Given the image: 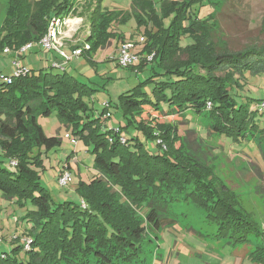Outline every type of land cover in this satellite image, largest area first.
I'll return each mask as SVG.
<instances>
[{"label": "trees", "instance_id": "16d2710c", "mask_svg": "<svg viewBox=\"0 0 264 264\" xmlns=\"http://www.w3.org/2000/svg\"><path fill=\"white\" fill-rule=\"evenodd\" d=\"M102 1L8 0L0 55L6 47L15 51L38 44L52 18L72 13L85 16L91 26L85 43L75 47L82 50L80 55L90 57L110 40H125L113 27L133 18L144 29L140 52L153 56L128 67L142 72L151 65L144 81L120 93L102 112L90 105L96 91L92 83L65 69L27 68L9 75L10 83L0 79V192L26 209L21 221L28 225L20 235L6 237L0 264H135L142 260L148 226L158 230L160 218L180 201L202 209L217 226L215 236L228 243H245L252 234L264 239L237 197L186 148L178 127L192 109L205 115L212 134L235 142L256 136V146L264 151V109H253V100L241 91L246 73L264 74V43L227 49L218 30H207L212 12L199 18L200 8H211L204 4L207 0H133L130 13L102 10ZM148 85L152 96L144 91ZM111 106L122 113L123 124L105 123ZM53 112L71 130L72 139L92 147L96 173L87 182L79 180L78 203L54 201L40 182L43 154L60 146L61 139L46 136L37 118ZM71 159L63 163L67 169ZM248 258L264 264V241Z\"/></svg>", "mask_w": 264, "mask_h": 264}, {"label": "rangeland", "instance_id": "374dc122", "mask_svg": "<svg viewBox=\"0 0 264 264\" xmlns=\"http://www.w3.org/2000/svg\"><path fill=\"white\" fill-rule=\"evenodd\" d=\"M159 1L155 0V2ZM7 3L8 0H0V29L6 17ZM205 3H209L211 8H200L199 18L202 19L212 12L213 24L207 30H218L219 42L227 49L239 51L264 43V0H207ZM132 4L133 0H103L100 8L131 12ZM54 19L75 21L68 24V27L60 26L61 49L64 45L75 48L85 43L91 28L85 16L80 17L71 13L64 18ZM70 25H75V28L70 29ZM114 26L113 29L118 28L124 34L125 40H110L105 48L96 50L90 57L80 55L68 62L69 74L73 73L79 80L91 82L96 89L92 94L93 102L90 105L98 112H102L103 107L108 103H115L120 93L135 88L144 81L151 69V65H147L142 72H136L128 68L133 65L123 68L118 64L117 60L121 56L118 46L124 41L136 43L134 49H137L138 57L144 58L145 55L140 52L142 42H139L144 29H138L133 18ZM182 42L190 44L191 38H183ZM84 47L89 48L86 44ZM39 56L43 59L42 55ZM152 56L153 54L145 56V60H152ZM14 57L15 54L0 55L1 76L14 72L15 68L12 65ZM35 57L36 54L22 53L18 57V62L25 68L40 70L38 64L32 63ZM242 82L244 84L241 83L243 85L241 91L244 97L253 100L251 101L253 109L260 108L256 106V102L261 100V104L264 99V74L246 73ZM144 91L152 96L151 85L145 87ZM235 98L240 102L239 95ZM163 109H166L164 105ZM108 112L111 115L105 123L108 121L109 126H117L125 122L122 113L114 107H109ZM172 119L169 117L167 120ZM37 123L46 136H56L61 139L60 146L52 148L46 155L43 154V169L38 170L41 184L49 190L52 199L56 202H80L76 191L79 180L87 182L96 173L93 168L92 147H85L72 139L71 130L66 129L55 112L49 116H39ZM178 123L179 135L184 137L186 148L188 147L212 169L215 178L237 197L241 207L253 217L264 232V151L256 146L255 141H258L256 136L254 139L251 138L254 141L235 142L225 136L212 134L209 130V120L204 114H197L192 109L185 112ZM65 134H68V138L64 137ZM143 141H145L144 137ZM70 155L73 158L69 160L71 180L66 187H61L56 178ZM4 165L8 167V163L5 162ZM25 210L19 208L13 199L3 197L0 192L1 252L7 251L8 235L11 237L15 232L20 235L28 226L26 222L21 221V215ZM205 215L202 209L190 202L175 203L171 213L160 218L158 230L154 231L148 226L147 237L140 254L142 260L135 264H258L252 262L248 254L251 249L264 241L261 235L252 234L247 242L241 244L228 243L227 239L215 236L217 226Z\"/></svg>", "mask_w": 264, "mask_h": 264}, {"label": "built area", "instance_id": "2783aa9c", "mask_svg": "<svg viewBox=\"0 0 264 264\" xmlns=\"http://www.w3.org/2000/svg\"><path fill=\"white\" fill-rule=\"evenodd\" d=\"M67 22L68 20L61 21L59 19H54V18L50 20L45 36L38 43L43 49L56 50L59 53V56L61 57L62 62L59 64L53 63L51 67L54 69L64 70L68 62L73 57H78L82 52L81 49L73 50L70 55H67L62 52V49H61L62 43H61V38H60V34H61L60 26L62 25L67 26ZM140 41L141 42L143 41V37L139 38V42ZM135 44L136 43L124 41L123 44L118 46L121 56L117 61H118V64L122 66L123 68L132 66L136 64V62L140 61V57H138L137 55L138 51H136L137 49H134ZM34 45L35 44L28 43L16 51H12L8 48L4 49L3 53L5 54H15V57L12 62V65L15 68V70L12 74H10L11 76L15 77L27 71V68H25L24 66H21V64L18 62V57H20L22 53H27ZM11 76L4 77L0 75V79H2L3 81H6L7 83H10L12 79ZM262 101L263 102L259 106L261 109H264V99ZM65 137L68 138V135H65ZM70 180H71V173L69 169L66 168V165L62 166V170L57 176L58 184L61 187H66L68 183L70 182Z\"/></svg>", "mask_w": 264, "mask_h": 264}, {"label": "crops", "instance_id": "0c3cea01", "mask_svg": "<svg viewBox=\"0 0 264 264\" xmlns=\"http://www.w3.org/2000/svg\"><path fill=\"white\" fill-rule=\"evenodd\" d=\"M80 19V18H79ZM77 19V20H79ZM74 19H69L68 22H67V27H68V24H71L75 21H73ZM77 24V23H76ZM70 29H73L75 28V25H70ZM69 30V29H68ZM74 46V45H73ZM76 47V46H75ZM75 50L74 47H70V45H64V47L62 48V52L67 54V55H70L71 52ZM36 54L37 57H35L32 61L33 64L35 65H39L40 69H48V68H52V64L53 63H61L62 62V59L61 57L59 56V53L56 51V50H44L39 44H36L34 45L26 54ZM43 53V54H42ZM42 55L43 59H41V57L39 56ZM4 55V54H3ZM80 56V55H79ZM78 56V57H79ZM77 57H73L72 59H75ZM44 62V63H43ZM31 69V68H30ZM34 69V68H33ZM70 69V65L68 66V64L66 65L65 67V70L68 72ZM54 71H58V72H61L62 70L60 69H54ZM71 75H73L75 77V74L73 73H70ZM108 122V121H107ZM106 122L107 125H109L108 123ZM116 125L114 126H110V127H115ZM65 135H68V134H65ZM65 137V136H64ZM73 159V158H72ZM70 164V163H69ZM62 168V167H61ZM252 250V249H251ZM250 250V251H251Z\"/></svg>", "mask_w": 264, "mask_h": 264}]
</instances>
